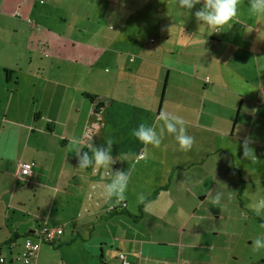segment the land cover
<instances>
[{
  "label": "crops",
  "instance_id": "1",
  "mask_svg": "<svg viewBox=\"0 0 264 264\" xmlns=\"http://www.w3.org/2000/svg\"><path fill=\"white\" fill-rule=\"evenodd\" d=\"M27 1L1 0V8L13 5L8 18L17 19L16 34H26L22 59L9 58L16 48L0 55L2 256L9 264H22L14 259L22 240H35L47 227L62 234L42 243L36 264H120V253L134 264H238L237 246L230 241L244 232L248 208L241 199L242 212L229 208L224 196L237 198L240 181L247 186L242 174L250 173L252 195L264 194V179L259 184L256 177L264 173V16L249 17L248 3L239 0L241 22L211 34L192 14L200 5L188 11L190 20L184 16L172 24L168 13L175 0H154V7L148 0L142 9L146 18L155 20L153 12L164 19L148 27L157 29V47L145 55L114 53L106 71L93 76L95 85L83 86L84 73L78 81L81 69L71 65L90 62L86 54L92 51L70 49L75 45L66 41L63 24L54 32L66 23V14L50 19L46 34L40 32L41 15L24 20ZM95 51L93 63L105 55ZM159 111L185 121L194 137L189 151H181L170 136L147 149L131 137L129 130L141 122L158 124ZM73 137L80 138L84 151L91 139L98 146L105 137L113 139L112 156L124 161L112 169L132 173L124 201L109 204L98 197L100 176L77 168L78 154L69 145ZM245 139L256 164L242 155ZM126 153L135 155L125 158ZM21 162H34L24 183L15 178ZM30 184L36 187L32 195L47 191L48 199H20ZM217 191L220 206L211 204ZM140 192L146 196L142 204L136 199ZM120 203L124 209L108 212ZM141 206L142 217L133 221L130 216Z\"/></svg>",
  "mask_w": 264,
  "mask_h": 264
},
{
  "label": "rangeland",
  "instance_id": "2",
  "mask_svg": "<svg viewBox=\"0 0 264 264\" xmlns=\"http://www.w3.org/2000/svg\"><path fill=\"white\" fill-rule=\"evenodd\" d=\"M36 1L39 4H37V10L33 8V4ZM40 1L41 0L27 1L29 6L27 11L28 16L26 12H24V20L27 22L31 21L28 18L40 20L39 16L41 15L43 29L40 32L46 34L50 29L44 27V25H49L47 22H50V19L54 18L57 21L58 18L66 14V23H59V26H55L54 32L58 34L59 31H61L60 26L63 24L62 26L66 30V41L69 44L75 45L74 48H72V46L70 49H73L74 52H82L85 48L92 51L86 54L87 60H90V62H78L71 65V67L82 70H79L78 81L80 79L82 80V72L84 73V81L86 82H84L83 86L86 84L91 86L95 85V83H93V76L100 70L106 71V64L112 60L111 56L114 53H123L125 55H137L138 53L139 55H145L146 53L151 54L159 44L156 33L157 29L148 27L150 24L154 26L159 20L164 19L155 18L156 16H154L153 12L151 17L156 21L150 20L148 16L146 18V13L142 9L145 7L144 3L148 0H117L116 3V0ZM167 1L168 0H166V2ZM244 1L248 3V0ZM152 4H154V0H151L150 7H154ZM19 5L20 3H16V8ZM172 5H174V3H172ZM24 6L26 5L24 4ZM146 10H148V8ZM12 11L13 5L10 6L9 9L1 8L0 0V55L4 54L8 56L11 53L9 49L16 48L17 51L12 52L9 57L10 59L13 58V62H15L17 58H23L22 52L24 53V50H21V46L26 42V34H24L23 31L16 34L14 23H16L17 19L13 18L11 20L8 18L14 15L11 13ZM42 11H45V13H42ZM184 16L190 20L189 13H183L179 9L173 8L171 12L168 13V20L170 19V22L174 24L175 21L181 20ZM174 31L175 30H173V32ZM159 32V40L161 39L162 42H165L166 38L164 34L161 31ZM170 34L171 32L168 34V37ZM169 39H175V35L172 34ZM95 49L101 50L105 55L99 61L93 63L95 60L93 54H99ZM117 56L119 55H115V57ZM85 76H87V79H85ZM47 145L49 147L52 144L47 143ZM233 172L234 171L231 170L230 174L235 176L236 174ZM246 176L247 181H244V183H247V186H245L242 196H239V200L241 199L247 207L249 197L254 192L253 184H255V181H253L254 174L252 173L242 174L241 179ZM256 177H258L257 182L260 184V179L262 178V181L264 179V173L260 175L257 174ZM250 180H252V182H250ZM26 188L27 189L22 192L19 191L20 188L17 189L20 192V199H30V201H34L37 198L38 201L48 199L47 191L32 195V190L36 188L35 184L27 185ZM228 194L229 192H226L224 196L226 203L229 204L228 207H237L239 212H242L240 209L241 207L237 205V198L231 201V199L227 197ZM3 209H5V206L0 208L1 214L3 213ZM247 212L248 217L246 215L245 219L241 221V225L245 227L244 232L234 235L231 238L232 242L229 241L231 245L237 246L238 264H264V251H254L252 246V241L256 236L264 232V217H256L248 209ZM23 241H25V239L22 240V242ZM22 252L23 245L21 246V250L15 253L16 258L14 259H20L19 256Z\"/></svg>",
  "mask_w": 264,
  "mask_h": 264
},
{
  "label": "clouds",
  "instance_id": "3",
  "mask_svg": "<svg viewBox=\"0 0 264 264\" xmlns=\"http://www.w3.org/2000/svg\"><path fill=\"white\" fill-rule=\"evenodd\" d=\"M176 8L183 13L200 7L192 13L197 21L201 22L209 32L223 31L225 26L231 27L230 22H241L238 14L239 0H175ZM247 13L249 17L264 16V0H248ZM158 124L139 123L129 130L131 137L138 141L145 149L148 146L159 147L166 136H170L175 145L183 152L189 151L194 144V137L188 133L185 121L167 111H159L156 115ZM111 137L104 138L103 146L94 145L92 139L87 144V151L81 150V140L73 137L69 140L71 152L78 154V167L81 170L91 169L100 176L98 197L105 203L115 204L126 199L129 188L131 170H113L111 165L118 160L112 156ZM242 155L251 163L257 160L253 150L249 147V140L242 141ZM134 153L124 154L125 158L133 157ZM148 153L145 152V157ZM137 203H144L146 196L143 192L137 193ZM222 193L217 191L211 195V204L220 206ZM248 210L256 217H264V194H255L249 197ZM254 251H264V232L258 234L252 241Z\"/></svg>",
  "mask_w": 264,
  "mask_h": 264
},
{
  "label": "built area",
  "instance_id": "4",
  "mask_svg": "<svg viewBox=\"0 0 264 264\" xmlns=\"http://www.w3.org/2000/svg\"><path fill=\"white\" fill-rule=\"evenodd\" d=\"M264 95V90L262 91ZM34 166V162H21L18 164L15 172V178L18 181L24 183L31 174V169ZM125 208V203H120L119 206H110L108 208L109 213H113L116 209L122 210ZM62 234V229L60 228H42L38 232V236L35 240L26 238L23 241V252L21 253L20 260L22 264H36L39 257V252L42 243H52ZM118 260L120 264H134L126 261L123 254H118ZM0 264H9L7 260L2 256L0 252Z\"/></svg>",
  "mask_w": 264,
  "mask_h": 264
},
{
  "label": "trees",
  "instance_id": "5",
  "mask_svg": "<svg viewBox=\"0 0 264 264\" xmlns=\"http://www.w3.org/2000/svg\"><path fill=\"white\" fill-rule=\"evenodd\" d=\"M5 73H6V76H8L10 72L6 71ZM6 78H7V77H6ZM85 95H86V97H87L91 102H93V101L95 100L93 96H89V95H87V94H85ZM98 107H99V106H98ZM86 151H87V150H86ZM243 188H244V185H243V183L240 181V189H239L238 194H237V199H238L239 202H240V200H239V196L241 195V191L243 190ZM240 203H241V202H240ZM240 205H241V204H240ZM141 211H142V206L139 207V209H138V214H137L136 216H130L131 219H132L133 221H137V219L141 218V217H142ZM117 212H120L119 209H116V211H115L114 213H117ZM100 264H103V263H100Z\"/></svg>",
  "mask_w": 264,
  "mask_h": 264
}]
</instances>
